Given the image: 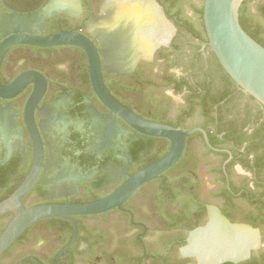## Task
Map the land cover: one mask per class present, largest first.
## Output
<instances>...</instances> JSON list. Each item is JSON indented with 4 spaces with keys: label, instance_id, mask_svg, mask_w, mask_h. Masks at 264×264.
<instances>
[{
    "label": "flooded vegetation",
    "instance_id": "obj_1",
    "mask_svg": "<svg viewBox=\"0 0 264 264\" xmlns=\"http://www.w3.org/2000/svg\"><path fill=\"white\" fill-rule=\"evenodd\" d=\"M105 1L81 0L77 15L42 19L50 0H0V52L11 35L6 32L18 22L35 25L32 33L39 35L75 31L99 48L89 25L103 14ZM176 28L170 45L158 48L152 60L140 61L130 75L104 72V82L139 116L193 131L181 159L141 186L121 209L74 217L76 226L59 218L31 225L0 255V264H200L182 248L191 231L210 221L211 207L261 237L249 259L221 264H244L264 254V106L237 85L219 102L203 106L201 96L188 102L185 72L163 66L178 58L174 45L183 47ZM191 44L202 54L199 60L191 53L193 65L209 69L214 62L207 42ZM168 75L174 83L163 80ZM189 75L192 84L205 77L200 70ZM15 86L17 92L5 93ZM195 89L201 95L202 88ZM34 129L43 153L37 178L22 199L25 208L100 200L171 149L168 139L141 134L99 99L89 59L76 47L17 45L0 60V203L32 171ZM13 218L0 216V235Z\"/></svg>",
    "mask_w": 264,
    "mask_h": 264
},
{
    "label": "water",
    "instance_id": "obj_2",
    "mask_svg": "<svg viewBox=\"0 0 264 264\" xmlns=\"http://www.w3.org/2000/svg\"><path fill=\"white\" fill-rule=\"evenodd\" d=\"M142 1L147 3L159 15L163 23L168 27L169 33L165 38L154 40L146 53L134 56L119 69L109 66L105 45L92 30L93 24L105 16L110 0L105 1L103 14L93 16L89 25V32L99 42V48L89 37L75 31L60 32L52 35L34 34L32 32L35 30V25L29 22H18L6 32V34L10 33L11 35L2 45L0 60L10 48L17 45L39 48L76 47L83 50L89 59L91 78L99 99L116 116L141 134L168 139L171 142V149L163 158L134 174L118 189L100 200L88 203L44 204L25 208L22 205V199L37 178L43 153L42 143L38 134L35 129L32 130L35 141L36 162L24 183L9 198L0 203V216L10 213L14 214L13 220L0 235V255L27 228L39 221L59 218L71 221L76 226L74 217L101 215L114 209H121L141 186L157 179L181 159L185 150L186 139L192 135L193 131L185 133L180 128L155 123L139 116L116 100L104 82V72L121 76L130 75L135 71L140 61L152 60L157 49L161 46H169L177 32L176 26L165 15L162 6L157 0ZM244 1L205 0L204 23L208 43L204 47H210L225 72L244 93L250 95L264 106V46L253 39L241 25L240 9ZM80 11L81 0H50L39 15L43 19L44 16L52 17L61 12L77 15ZM102 57L104 65L102 64ZM17 89V86H15L4 91L12 94L17 92ZM215 223H220L223 227L233 231H242L250 234L253 237L252 243L246 246L244 251L238 255L219 256L212 261L205 259L194 252L192 248L195 240L210 230ZM260 242L261 237L257 229L248 225L232 224L217 208L211 207L210 221L205 226L190 232L188 245L182 248V254L187 257H195L200 264H221L226 261L238 263L249 259L251 251L260 247Z\"/></svg>",
    "mask_w": 264,
    "mask_h": 264
},
{
    "label": "bare ground",
    "instance_id": "obj_3",
    "mask_svg": "<svg viewBox=\"0 0 264 264\" xmlns=\"http://www.w3.org/2000/svg\"><path fill=\"white\" fill-rule=\"evenodd\" d=\"M92 30L105 45L109 66L118 69L134 56L146 53L154 40L169 33L159 15L142 0H110L105 16L93 24ZM211 229L217 232L215 237H208ZM211 229L200 235L192 248L210 261L238 255L253 240L250 234L227 229L220 223Z\"/></svg>",
    "mask_w": 264,
    "mask_h": 264
},
{
    "label": "trees",
    "instance_id": "obj_4",
    "mask_svg": "<svg viewBox=\"0 0 264 264\" xmlns=\"http://www.w3.org/2000/svg\"><path fill=\"white\" fill-rule=\"evenodd\" d=\"M162 4L167 8L169 18L176 24L179 29V34L183 36L184 34H191L194 37V40H200L201 42H207V32L204 23V2L205 0H200V5L196 10L197 21L194 22L185 12V6L189 3L190 0H160ZM259 1V0H258ZM256 0H245L241 9H240V22L244 30L258 43L264 46V0H260L259 2ZM198 25V26H197ZM54 32V29L53 31ZM56 33V32H55ZM193 47L196 50V54L198 56L200 54L199 48L195 45ZM174 49L179 50V56L175 61L166 60L163 63V66L173 67L178 65L181 62V57L186 55L183 53L182 47L178 46L177 44L173 46ZM182 51V52H181ZM207 52L209 57L213 60L214 63L209 67V69L205 70L204 67L199 69L200 67L196 68L192 65V71L185 72V79L188 82V93H187V101L188 102H195L196 97H202V104L203 106H207L208 103L211 102H219L222 99L228 96L230 86H236V83L231 79V77L225 72L224 68L222 67L221 63L219 62L218 58L214 54L213 51ZM186 57V56H185ZM202 57H199L201 60ZM210 59V61H211ZM200 70L204 73L205 77L200 79L197 84H192L190 80V73H195L196 71ZM163 80H166L167 83H174L175 78L171 75L166 77H162ZM196 87L202 88V93H199L195 89ZM197 92V93H196ZM213 98V99H212ZM252 98V97H251ZM254 99V98H253ZM180 164H178L179 166ZM244 264H264V254L260 258H253L252 261L244 263Z\"/></svg>",
    "mask_w": 264,
    "mask_h": 264
},
{
    "label": "rangeland",
    "instance_id": "obj_5",
    "mask_svg": "<svg viewBox=\"0 0 264 264\" xmlns=\"http://www.w3.org/2000/svg\"><path fill=\"white\" fill-rule=\"evenodd\" d=\"M257 1L258 0H256V2ZM199 5H200V0H190L189 3H187L185 6L186 14L194 22H196L197 18H198L196 15V10L199 7ZM183 38H184V44H183L182 49L184 50L183 53H185L186 55H183L181 57L182 58L181 62L177 65V68L181 69L182 71L187 70V72H190V71H192L193 62L196 60L193 56L195 54L196 50L191 44L194 41V37L191 34H184ZM191 53L193 55H191ZM198 67L199 66H197V68ZM216 234H217V232L214 229H211L209 232H207L208 237H215Z\"/></svg>",
    "mask_w": 264,
    "mask_h": 264
}]
</instances>
